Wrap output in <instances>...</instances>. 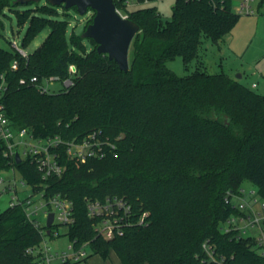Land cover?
Listing matches in <instances>:
<instances>
[{"label":"trees","instance_id":"1","mask_svg":"<svg viewBox=\"0 0 264 264\" xmlns=\"http://www.w3.org/2000/svg\"><path fill=\"white\" fill-rule=\"evenodd\" d=\"M61 8L47 0H0V14L8 9L19 25L27 24L24 48L49 28L26 56L0 45V82L6 81V115L14 127L76 141L97 130L115 144L113 151L105 145L103 158L85 162L62 146L64 172L45 180L29 159L14 164L36 189L45 184L47 195L61 192L73 200L76 219L66 234L78 245L90 241V256L108 258L113 251L121 264H213L204 243L230 264H264L250 238L223 229L236 212L228 191L247 180L264 196V94L224 71L210 72L199 53L203 36L218 43L232 31L240 14L230 0H175L171 19L152 6L130 11L141 31L128 71L98 52L93 39L88 47L80 33L69 32ZM90 11L84 29L94 17ZM178 55L185 68L195 61L194 71L173 72L167 62ZM70 64L77 75L68 89L42 93L20 83L33 75L66 77ZM9 167L0 154V171ZM114 195L132 204V223L104 238L88 216L86 197ZM143 212L148 215L140 224ZM41 240L21 205L0 208V264H35L27 249Z\"/></svg>","mask_w":264,"mask_h":264},{"label":"built area","instance_id":"2","mask_svg":"<svg viewBox=\"0 0 264 264\" xmlns=\"http://www.w3.org/2000/svg\"><path fill=\"white\" fill-rule=\"evenodd\" d=\"M116 1L118 5H116ZM153 0H114L117 12L124 18H129V12L140 7L144 3ZM256 0H240L237 13H255L254 2ZM260 1V5L261 2ZM232 5V0H230ZM259 5V6H260ZM134 6V7H132ZM259 8V7H258ZM23 55H27L24 49H18ZM17 61L12 64L17 68ZM77 75V67L70 64L68 75H50L40 78L33 75L30 79L21 78L20 83L32 84L42 93H52L68 89L74 84ZM59 84V87H55ZM253 87L257 83L252 84ZM6 92V81L0 82V154L7 159L10 171L8 176L0 177V193H9V206L21 205L25 210L26 217L40 229L42 240L40 243L29 247L27 252L36 258L35 264H63L77 263L86 260L91 255L90 241H85L78 245L76 240L71 239L69 249L66 251H54L47 242L48 237L59 236L60 226L66 227L75 223V209L73 200L67 195L58 192L47 195L46 186L36 189L22 177L15 175L18 169L14 165L19 154L21 161L29 159L41 171L42 178L48 179L53 176H61L65 166L60 162V148L65 146L67 156L78 162H85L88 158H103L106 155L105 145L113 151L115 144L109 140H104L100 136V131H93L80 141L65 140L60 135H48L45 137L35 136L27 128H16L12 125L6 115L4 95ZM30 187V192L26 187ZM21 187V190H19ZM227 201L236 208L226 220L225 231H236L237 234L250 238L253 248L264 259V196L259 193L258 188L241 186L238 190L228 191ZM88 216L95 219V230L98 235L104 238H113L125 231L126 226L131 222L133 215L132 204L121 196H108L104 200L86 197ZM50 213H54L53 223L47 227ZM147 212L141 213L137 221L141 224L146 221ZM50 229V231H48ZM207 259L213 264H230L225 257L219 256L213 246L208 243L203 244Z\"/></svg>","mask_w":264,"mask_h":264},{"label":"rangeland","instance_id":"3","mask_svg":"<svg viewBox=\"0 0 264 264\" xmlns=\"http://www.w3.org/2000/svg\"><path fill=\"white\" fill-rule=\"evenodd\" d=\"M240 0H232V8L238 11ZM261 0L254 2L257 9L255 13H242L239 15L232 31L225 37L223 41L213 42L210 38L203 36L200 46V55L210 72L224 71L230 75L237 77L242 74L239 79L252 87L256 92L264 94V1L260 5ZM175 0H153L144 3L143 7H156L163 15L164 19H171ZM260 5V6H259ZM134 7V6H132ZM259 7V8H258ZM23 9V7L21 8ZM92 11L86 14L78 13L73 7L70 9H60L59 16L69 20V32L75 30L82 34L85 24L90 19ZM27 28V24L19 25L17 18L13 12L6 9L5 13L0 14V31L3 36L0 38V45L4 48L15 50L24 49L26 52H33L45 39L49 32V28L41 31L36 38L27 47H23L22 40ZM85 38V43L91 47V43ZM132 52L130 51V58ZM197 63L192 61L189 68H185L183 59L180 55L167 62V66L176 74L184 76L190 74L196 68ZM238 78V77H237ZM257 83L253 87V83ZM55 87H59L56 84ZM10 171L1 170V176L10 175ZM17 178L20 177V171H16ZM243 186L253 188L254 185L250 181H244ZM1 189V188H0ZM21 190V187H19ZM30 192V187H26ZM10 194L0 193V208L4 209L9 206ZM59 236L48 237L47 242L54 251L70 252V237L66 234V227L60 226L58 229ZM75 264H121L115 252L111 251L108 258L102 257L100 254H94L88 259L77 262Z\"/></svg>","mask_w":264,"mask_h":264},{"label":"water","instance_id":"4","mask_svg":"<svg viewBox=\"0 0 264 264\" xmlns=\"http://www.w3.org/2000/svg\"><path fill=\"white\" fill-rule=\"evenodd\" d=\"M40 0H15V2L28 3ZM52 5H64L66 9L77 8L80 14H86L89 9L94 11L91 23L82 32L83 38H91L97 43V50L105 53L111 60H115L120 69H130V49L137 33L141 31L140 25L130 18L122 17L116 10L114 0H47ZM238 78L241 74L237 75ZM20 162V156H16ZM54 213H50L47 227L50 228ZM50 231V229L48 230Z\"/></svg>","mask_w":264,"mask_h":264},{"label":"crops","instance_id":"5","mask_svg":"<svg viewBox=\"0 0 264 264\" xmlns=\"http://www.w3.org/2000/svg\"><path fill=\"white\" fill-rule=\"evenodd\" d=\"M241 77H242V74H241Z\"/></svg>","mask_w":264,"mask_h":264}]
</instances>
